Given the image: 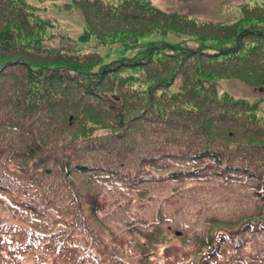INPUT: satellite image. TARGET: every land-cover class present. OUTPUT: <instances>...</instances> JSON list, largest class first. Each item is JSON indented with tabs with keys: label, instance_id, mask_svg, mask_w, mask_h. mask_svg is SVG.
<instances>
[{
	"label": "trees",
	"instance_id": "obj_1",
	"mask_svg": "<svg viewBox=\"0 0 264 264\" xmlns=\"http://www.w3.org/2000/svg\"><path fill=\"white\" fill-rule=\"evenodd\" d=\"M66 5L78 37L35 0H0V264H139V236L172 232L157 264L264 243L247 237L264 234L263 103L219 88L264 91V0L222 21L148 0Z\"/></svg>",
	"mask_w": 264,
	"mask_h": 264
},
{
	"label": "rangeland",
	"instance_id": "obj_2",
	"mask_svg": "<svg viewBox=\"0 0 264 264\" xmlns=\"http://www.w3.org/2000/svg\"><path fill=\"white\" fill-rule=\"evenodd\" d=\"M155 6L160 7L166 11H183L192 16L211 21H222L228 18L227 13H223L224 10L232 8L238 9L239 7L253 2H262V0H149ZM71 0H35L38 7L52 19L60 21L62 33L71 35L72 37H78L81 35L85 22L80 10H72L66 4ZM240 9V8H239ZM222 11V12H221ZM234 16V13L230 18ZM169 42H174V37L170 36L166 38ZM158 40L159 36H147L144 41ZM126 47L124 44H115L102 48V53L106 57V60L117 58L123 55ZM219 88L221 91H227L236 98H243L248 100L260 99L264 108V91L252 87L246 82L238 79H223L219 81ZM222 225H220L221 227ZM141 249L139 255V264H155L158 259H164L165 250L169 247L180 244L181 240L175 233H165V235H144L137 238ZM37 263L34 261H28V264Z\"/></svg>",
	"mask_w": 264,
	"mask_h": 264
},
{
	"label": "flooded vegetation",
	"instance_id": "obj_3",
	"mask_svg": "<svg viewBox=\"0 0 264 264\" xmlns=\"http://www.w3.org/2000/svg\"><path fill=\"white\" fill-rule=\"evenodd\" d=\"M245 246H249V247H263L264 248V244H248ZM251 254H255V255H259L262 256L263 258L261 259H256V260H252V261H244V260H240L238 261L239 263L236 264H264V249L261 251H253L251 252ZM231 261H225L223 262V264H231Z\"/></svg>",
	"mask_w": 264,
	"mask_h": 264
}]
</instances>
